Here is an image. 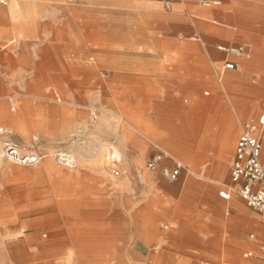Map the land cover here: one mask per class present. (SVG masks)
<instances>
[{
	"label": "crops",
	"instance_id": "1",
	"mask_svg": "<svg viewBox=\"0 0 264 264\" xmlns=\"http://www.w3.org/2000/svg\"><path fill=\"white\" fill-rule=\"evenodd\" d=\"M71 1L78 4L61 7H65L67 12L86 14L82 16L86 19L83 20V28H90V13L96 18L94 26L98 29L97 48L93 49L97 52L96 62H93L95 65L92 67V63L88 61L91 50L89 39L75 49L73 43L64 46L51 43L47 46L44 43H34L22 38L21 49L17 55L4 51V46L0 48V100L6 98L7 94L17 92L23 94L21 96L23 100L33 99L34 93L65 94L67 102H72L74 105L79 104L80 101L84 103L85 98L75 96L74 93L87 92L89 86L87 81L89 82L91 76H95L98 93H161L169 106L157 104L156 115L147 118L146 124L159 126L161 140L168 145L164 147L184 159L190 158V154L181 153L178 148L179 142L177 144L170 142L171 138H175L171 134L170 127L178 125L181 128L179 134L186 135V130H192V136H196L202 107L195 104L189 111L181 112L183 99L174 98L171 92L187 91L186 88H174L181 85L180 82L184 83L176 79L193 78L197 81V78L203 75L215 73L222 55L185 52L181 48L182 43L177 42V38L182 33L180 30L183 33L188 30L190 34L196 36L205 33L203 28L212 29V23L216 24L217 21L208 19L211 12L202 9L197 0H169V6H166L163 0ZM218 1L220 5L223 0ZM224 1L227 7L225 11L231 14L226 16L228 29L233 28L236 23L233 19L235 13L264 12V1L262 4H257L258 8L252 9L251 5H248V0ZM171 4L174 7L173 11H166L164 7H170ZM5 12L10 23L8 9H5ZM170 21L173 25L169 28L174 30L167 32L163 37L157 36L160 31L155 30L161 29L163 24H168ZM17 32L19 35L17 38L20 39L21 30ZM2 36L0 34V41ZM163 44L167 47L161 48ZM238 46H242V52L239 55L227 53L234 58H223L222 72L239 68L237 59L244 54L245 47ZM226 62H233L236 67L225 69ZM96 70H98L97 76ZM75 77L79 79L75 80ZM136 78H148V80L150 78V80H146L141 88L134 89ZM195 90L199 88L195 87ZM159 108L161 112H158ZM191 113L197 127L190 125ZM131 114L133 116V113ZM158 118L160 121H157ZM129 121L134 124L133 121ZM228 133L232 134L230 147L233 140V130L225 132L222 136L221 149L224 154L230 149V147L225 149L223 143ZM262 138L261 135L263 151ZM123 140L128 141L121 145L124 154L132 158L126 171V179L109 182L104 171L95 166L81 165L77 170L70 172L69 177L75 180L70 181L72 185L69 188L72 192H66L65 195L69 201L67 205L72 206L66 208V212L73 216L70 219L72 228L65 230L50 228L49 232L43 235L41 231L29 233L21 239V248L8 252L10 261L16 259L23 264L27 260L26 251L30 246L31 238H33L35 264L84 262L105 264L106 252H112L117 248L118 252L124 250L137 254L142 252L139 245L152 252L151 249L157 238V242L162 244L166 252L176 256L182 252L205 257L215 256L218 253V244L225 241L227 252L233 260L220 264H264L260 254L247 261L235 259L245 249L249 250L242 256L247 252L252 254L251 250L259 251L264 238L257 240L255 232L246 233V230L252 219L258 231L264 232L263 216L251 212L246 202L236 195L231 194L227 199L222 198L219 192L224 189L218 190L217 181L202 175H190L185 165L177 179H169L162 173L164 166H171V161L167 159L154 169L147 168L148 170H144L138 176V167L143 162V155L148 149L147 144L135 134ZM234 150L235 145L233 156ZM97 165H101L99 160ZM123 202H128L129 206L125 207ZM100 215H114L115 218L109 226H106L98 221ZM86 219H89V226L84 227L90 228L91 231L81 233L79 228L83 225L80 220ZM156 223H162L163 228L156 226L158 235L154 236L153 229ZM251 234H253L252 238ZM82 253L86 256H82ZM178 263L180 262L177 261L175 264Z\"/></svg>",
	"mask_w": 264,
	"mask_h": 264
},
{
	"label": "rangeland",
	"instance_id": "2",
	"mask_svg": "<svg viewBox=\"0 0 264 264\" xmlns=\"http://www.w3.org/2000/svg\"><path fill=\"white\" fill-rule=\"evenodd\" d=\"M6 1L13 8L26 3L34 7L36 11L28 12L17 18L9 14L11 19L9 23L6 18L8 14L4 8H0V34L3 35L0 48L4 46V51L17 55L21 49L22 38H27L34 43H44L47 46L51 43H57L59 46L73 43L75 49L89 39L91 50L88 61L92 63V67L95 65L93 62H96L97 52L93 49L97 48L98 29L94 26L96 23V18L92 17L94 14H89L91 22L88 29L82 26L86 20L82 16L86 14L67 12L65 7H61L78 4L75 1ZM248 1L252 9L258 8L257 4H262L264 0ZM225 3L223 0L220 5L209 7L199 5L202 9L211 12L208 19L217 21L216 24L211 22L212 29L203 28L206 34L193 36L188 30L185 33L180 30L182 33L177 38V42L182 43L181 48L185 52L222 55V60L217 63L215 73L203 75L197 78V81L193 78L176 79L184 83L180 82L181 85L174 88H186L187 91L171 92L174 98L183 99L181 112L189 111L195 104L202 107L196 136L189 137L179 134L178 131L181 128L178 125L170 127L171 134L175 137L171 138L170 142L176 144L179 142L178 148L181 153L190 154L188 159L166 148L168 145L161 140L158 125H148L150 128H155L154 131L157 134L156 137L148 136L124 115L127 110L137 115L138 120L146 124L147 118L156 115L155 106L157 104L169 106L161 93H98L95 76H91L89 82L87 81L88 91L82 94L74 93L75 96H83L84 103L80 101L79 104L74 105L72 102H67L65 94L34 93L33 99L23 100L21 99L23 94L17 92L7 94L6 98L0 100V112L5 113L6 116L17 114L19 118L15 123L0 116V128L7 131V133L0 134V264H21L16 259L10 261L8 252L21 248V239L29 233L41 231L43 235L47 234L50 228L58 230L72 228L70 219L73 216L66 212L67 206H72L67 205L69 201L65 195L66 192H72L69 188L72 185L70 181L75 180L69 177L70 172L77 170L81 165L95 166L104 171L109 182L126 179V171L132 158L124 154L121 145L128 142L123 138L129 139L133 134L141 138L148 148L143 155L141 166L138 167V176L144 170H148L146 167L148 159L158 152H164L166 156L162 161L170 160L171 165L174 160L182 162L189 169L190 175H202L217 181L218 190L226 189L231 185L229 171L234 145L241 128L247 120L256 119L264 113V12L235 13L233 19L236 23L233 28L228 29L226 28V16L231 14L225 11L227 9ZM164 9L172 12L173 4ZM172 25V21L163 24L161 29L155 30L160 31L157 36L163 37L167 32H172L174 29L169 28ZM20 30L21 38L18 39L17 31ZM219 45L232 47L244 45L245 52L237 59L238 69L222 72L223 58L234 57L218 49ZM165 47H167L166 44L161 46V48ZM97 74L98 70L95 72L96 76ZM146 80L148 78H136L134 89L141 88ZM195 87L199 90H195ZM158 100H160L159 103H157ZM158 112H161L160 108ZM190 118V125L196 126L192 113ZM158 120L160 121V118ZM229 130H233V140L229 151L224 154L221 149V139ZM262 137V159L264 161V132ZM7 141L15 144L21 152L36 154L39 157L38 161L26 164L6 158L2 149ZM111 148L119 153L116 168L120 170V176L116 178L111 176L106 159L107 152ZM57 152L71 156L76 167L70 168L61 164L56 159ZM200 154L203 156L200 157ZM197 155L198 159H196ZM98 160L101 165H97ZM232 194L238 196L234 192ZM123 205L128 207L129 203L123 202ZM250 210L258 215L252 208ZM114 218V215H100L98 221L109 226ZM88 221L89 219L80 220L83 225L79 228L81 233L91 231L90 228L84 227L89 226ZM162 225V223L154 225V236L158 235L156 226L163 228ZM105 231L109 232L108 229ZM247 232H255L257 240L264 238V232L258 231L252 219L249 221ZM155 240L152 252H148L147 248L141 245L138 247L142 252L137 254L124 250L118 252L117 248L112 252H106L105 264H175L177 261L180 262L178 264H183L182 262L198 264L200 261L220 264L233 260L227 252L225 241L218 244V253L215 256L205 257L188 252H182L176 256L166 252L162 244L157 242V238ZM29 242L30 246L26 251L27 260L23 264H35L33 238L29 239ZM248 250L241 251L235 259L247 261L260 254L259 251L251 250V257H243L242 254ZM82 256L86 255L82 253Z\"/></svg>",
	"mask_w": 264,
	"mask_h": 264
},
{
	"label": "built area",
	"instance_id": "3",
	"mask_svg": "<svg viewBox=\"0 0 264 264\" xmlns=\"http://www.w3.org/2000/svg\"><path fill=\"white\" fill-rule=\"evenodd\" d=\"M163 2L166 6H169V0H163ZM197 2L206 7L219 4L218 0H197ZM218 49L232 55H239L243 50L242 46H218ZM235 67L233 62H226L224 64L225 69H233ZM263 127L264 114L259 115L256 119L251 118L243 124L236 140L234 156L231 161V185L220 191L219 194L222 198L227 199L233 192L236 193L250 208L264 217V163L261 158ZM4 133H7V131L0 128V134ZM2 152L6 158L19 163H35L39 159L36 154L21 152L15 144L9 141L4 143ZM115 153L114 148L109 149L106 159L111 176L116 178L120 176V170L116 168L119 158L115 156ZM55 156L61 164L67 165L70 168L76 166L73 158L68 154L57 152ZM164 156H166L164 152L154 154L147 160L146 167L154 169L163 160ZM183 168L184 164L182 162L174 160L171 166H164L162 168V173L169 179L175 180ZM250 237L252 238L253 234ZM259 252L264 261V242L259 246ZM243 256L249 257L251 253L247 252ZM198 264L212 263L200 261Z\"/></svg>",
	"mask_w": 264,
	"mask_h": 264
},
{
	"label": "bare ground",
	"instance_id": "4",
	"mask_svg": "<svg viewBox=\"0 0 264 264\" xmlns=\"http://www.w3.org/2000/svg\"><path fill=\"white\" fill-rule=\"evenodd\" d=\"M0 8H2V9L3 8L4 9H8L9 14L12 17H14V18L15 17L17 18L18 16H21V15L26 14L28 12H34V11H36V9L34 7H31L28 4H26V3L19 4L16 7L13 8L12 5H10V3L8 4L6 0H0ZM16 13H17V15H14ZM124 113L123 114L127 118H129V120L133 121V123L137 127H139V129H141L143 132H145L148 136H151L152 135V136L156 137V133L154 131L155 128H150V126H148L149 124L146 125V124L142 123L141 121L138 120L137 117H135L134 114H133V116H134L133 117L132 114H131V112H129L127 110H125ZM0 116L3 117L4 119L7 118L11 122H15V123L18 122V116L16 114L15 115H7L6 116L5 113L0 112ZM156 127H158V126H156ZM185 133L188 136H192L193 135V131L192 130H190V131L189 130H186ZM231 139H232V134L231 133H228V134L225 135V137L223 139V143H224L225 149H229L230 143H231ZM115 156H117L119 158V153L118 152L115 153Z\"/></svg>",
	"mask_w": 264,
	"mask_h": 264
}]
</instances>
